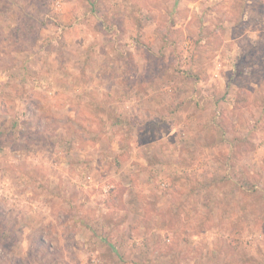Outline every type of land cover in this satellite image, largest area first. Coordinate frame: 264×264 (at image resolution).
Returning <instances> with one entry per match:
<instances>
[{"label":"rangeland","instance_id":"obj_1","mask_svg":"<svg viewBox=\"0 0 264 264\" xmlns=\"http://www.w3.org/2000/svg\"><path fill=\"white\" fill-rule=\"evenodd\" d=\"M0 264H264V0H0Z\"/></svg>","mask_w":264,"mask_h":264}]
</instances>
